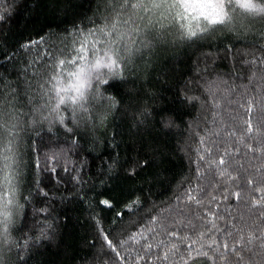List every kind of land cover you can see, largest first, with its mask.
Returning <instances> with one entry per match:
<instances>
[{
	"label": "trees",
	"instance_id": "obj_1",
	"mask_svg": "<svg viewBox=\"0 0 264 264\" xmlns=\"http://www.w3.org/2000/svg\"><path fill=\"white\" fill-rule=\"evenodd\" d=\"M186 22L116 0H0L14 264H264V19L201 20L194 37ZM110 48L120 74L93 71L83 107H57Z\"/></svg>",
	"mask_w": 264,
	"mask_h": 264
},
{
	"label": "snow or ice",
	"instance_id": "obj_2",
	"mask_svg": "<svg viewBox=\"0 0 264 264\" xmlns=\"http://www.w3.org/2000/svg\"><path fill=\"white\" fill-rule=\"evenodd\" d=\"M118 4H126L128 7L133 9L148 8L151 12L152 8H166L168 13L172 15L173 21L177 19L187 21L182 24L181 27L186 29V35L188 37H194L197 35L199 29V22L201 20L206 21L209 25H225L230 24L233 21V16L229 13V7L231 0H116ZM249 0H245V6H248ZM149 5H151L149 7ZM235 11V9H232ZM195 22V27L193 26ZM163 27V25H161ZM121 41H117L120 43ZM111 44V41H108ZM109 51L114 52V55H107L105 58H100L95 61L91 66H81L78 71L70 73L74 77V82L69 84L67 87L60 86L57 89V96L59 105H63L70 102L72 105H79L83 107L81 103L85 99V89L90 83L91 73L93 71H99L101 67L107 68L110 72L116 71L119 68V48H110ZM79 59V58H78ZM78 63L77 61H64L61 60L59 63L65 66L67 63ZM106 82V81H105ZM71 93V94H70ZM5 110L2 104H0V150L4 159H9V153L12 151L11 145L12 140L7 139L5 131H11V128L6 127L8 121L4 119ZM11 117V113L8 114ZM4 169L0 168V172ZM11 175V174H9ZM0 199L3 196L0 195ZM11 203V201H7ZM5 220L7 216L5 215ZM3 221H0L2 223Z\"/></svg>",
	"mask_w": 264,
	"mask_h": 264
},
{
	"label": "clouds",
	"instance_id": "obj_3",
	"mask_svg": "<svg viewBox=\"0 0 264 264\" xmlns=\"http://www.w3.org/2000/svg\"><path fill=\"white\" fill-rule=\"evenodd\" d=\"M227 2V0H226ZM235 9V11H232ZM229 13L233 16V19H241V20H255V19H264V0H249L248 6H245V0H231ZM226 26L229 24H225ZM124 67L123 64L120 65V68ZM120 68H118L114 73L110 72L107 68L101 67V69H105V76L101 77L105 79L109 75L118 76L120 74ZM105 83L111 82V80L105 79ZM116 102V101H113ZM77 114L79 116V108H77ZM87 115L82 118L77 119V124H83L87 122ZM8 121L6 127L11 128V131H5V136L7 139L12 140V145H15L17 140L16 132L19 129V124L15 119L9 118L5 119ZM21 195V190L18 187L15 197H10L13 203L10 205L5 202V205L2 209H0V216L4 219L0 223V264H14V260L12 258V254L16 250V242L17 237L15 234L16 228V218H17V209L18 204L17 201ZM5 215L7 216V220H5ZM31 250V249H30Z\"/></svg>",
	"mask_w": 264,
	"mask_h": 264
}]
</instances>
